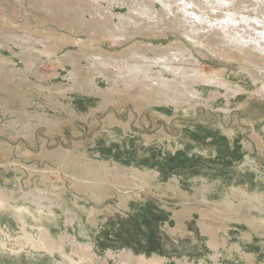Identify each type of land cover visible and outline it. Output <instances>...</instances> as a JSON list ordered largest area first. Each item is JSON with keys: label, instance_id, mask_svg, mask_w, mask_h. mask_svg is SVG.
<instances>
[{"label": "rangeland", "instance_id": "374dc122", "mask_svg": "<svg viewBox=\"0 0 264 264\" xmlns=\"http://www.w3.org/2000/svg\"><path fill=\"white\" fill-rule=\"evenodd\" d=\"M121 2L109 5L111 25L129 11ZM106 4L101 2L102 9ZM14 6L12 16L8 10ZM26 20L31 30L46 28L35 22L25 0H0V33L20 32ZM58 29L70 33L66 26ZM88 35L69 36L57 56L68 61V52L77 56L86 49L117 57L142 49L153 56L151 47L169 55L179 47V34L170 30L137 35L125 44L107 34ZM79 38L90 45L77 44ZM0 53L12 60L0 74V188L12 197L0 208V264H126L119 252L155 257L157 264H264V100L250 93L254 84L244 59L226 62L193 51L203 73L221 72L242 90L226 103L223 88L201 83L208 102L176 109L145 105L136 88L129 95L109 93L115 74L106 71H90L91 83L79 84L72 81L69 61L41 54L26 72L22 57L7 48ZM75 62L77 79L89 80L90 65ZM210 90L221 94L210 100ZM11 119L32 130L11 127ZM33 189L55 196L51 206L42 200L37 207ZM96 191L108 197L98 202ZM22 204L27 213L19 216ZM215 219L222 220L218 230ZM39 224L60 245L52 252L32 245L17 250L22 231H36ZM214 236L217 249L210 245ZM237 245L240 252L231 249ZM87 248L89 260L83 256Z\"/></svg>", "mask_w": 264, "mask_h": 264}, {"label": "bare ground", "instance_id": "6f19581e", "mask_svg": "<svg viewBox=\"0 0 264 264\" xmlns=\"http://www.w3.org/2000/svg\"><path fill=\"white\" fill-rule=\"evenodd\" d=\"M25 1L28 9L31 11V14H33V18L37 19L35 22L42 25L45 24L46 28L41 30L34 27V29L31 30L33 24L31 25V23L26 20L23 23L25 28L23 26V29L21 28L22 30L20 32L13 30L9 32L5 31L3 34L0 33V48H7L10 53L22 57L25 62L21 61L25 63V65H23L27 69V71L24 69L26 72H30V66L34 65V58L40 56L41 54H47L48 57H51L59 63H66L69 61V63L72 64L73 69L71 71V76L72 81L75 83L79 82L80 84L83 82L84 84L89 85L91 83L89 81L93 79V75H91L90 71L102 74L106 71L109 72L110 75L111 73L115 74L111 75L113 76L114 81L111 82L109 93L114 95H129L131 89L136 88L134 91H136L137 100L144 102L145 105L170 104L177 109L181 107L191 108L196 103L205 104L208 101L203 97L202 92L199 89L201 83H205L208 86L223 88L225 90L224 98L226 103H228L230 97L242 90L241 87H237L227 82L222 77L221 72L214 71L208 75L203 73L197 67L196 58L193 56V51H196L203 56L206 54L217 56L215 58L226 60V62L227 60L231 61V59H236V56L244 59V62L249 67L242 69L249 75L250 80L254 84V88L250 93L257 98L259 97L258 99L264 100V0ZM102 1L108 4H106L107 6H104L103 9L101 6ZM119 1L127 4L129 11L127 14L119 15V20H117L118 23L111 25L109 17L112 13L109 5L111 6ZM156 4H159L161 8H156ZM104 9H106L107 12H103ZM16 12L17 9L15 6L8 10V13L12 14V16L16 15ZM85 13H89L91 18H86L87 15H85ZM63 26H66L70 33H67L66 31V33L59 31L58 28H62ZM167 30L177 32L180 35H178L179 41L176 43L179 47H176L173 53L169 55L167 53L165 54L164 50V54H162V51L159 52L155 47L150 48V53H153V56L149 55L142 49H135L132 51L129 50L126 53V56L120 57H117L118 55L114 56L115 54L106 51L86 49L84 52H79L77 56L68 52L69 55L67 56H69L68 58L70 59H67L68 61H66L65 59H61L62 57L60 58L56 54V52L64 46L69 39H71L70 37H73V35H79L80 33L85 35L89 34L90 38H95L97 35L100 36L101 34H107L116 42L125 44L137 35H160L164 34ZM76 42L77 44L84 46V48H86L85 45H90L89 42L86 44L82 38H79ZM11 45H14L18 51L12 49V47H10ZM150 45L152 46V44ZM146 47L147 49H143L149 50L148 46ZM188 57H190V60ZM10 61H12L11 58H8L0 53V74L2 73L1 70L7 68V66L11 64ZM75 61H86L88 65H90L87 67L89 71L88 73L91 75H89L90 78L87 75L89 80L86 78L84 79L82 76V78L77 79L79 70L75 65ZM189 61L193 62V64L190 62L191 67H187L186 65ZM11 73L15 75V73ZM11 73L7 72L6 74L11 75ZM5 77L7 78L6 75ZM109 93L107 92L106 94L109 95ZM207 94L208 99L212 100L217 95L221 94V91L210 90ZM23 119L25 118L23 117ZM13 120V125H10L11 127L15 126L16 128L22 130V132L30 131L31 125L29 123H25L19 127L18 121L13 122ZM6 128L11 129L9 127V123ZM69 160L70 159L68 158V161ZM75 161L77 162V159ZM97 168L101 170L102 167L98 166ZM98 172L100 171L98 170ZM106 187L109 189L108 186ZM108 189H105V191ZM114 190L117 192V189ZM96 192H98L97 194L99 195L96 193L95 195L101 197H96L97 199L95 198L96 200L99 199L98 202L100 200L102 201V197L104 199L106 196L108 197V195L101 196L102 194L100 195L99 191ZM49 194L50 193L44 194L42 191L36 189L32 190V198L37 203V207L43 206L42 200H45V204L47 206H51L53 203L52 198L55 196H51ZM254 198L256 199V197ZM11 199V195L5 193L0 188V208L2 209L5 207L4 203L10 201ZM22 206L23 204L17 207V215L19 216L25 211L22 209ZM25 213L27 212L25 211ZM72 216L69 218L70 221L74 220ZM180 217H182V215ZM218 218H220V216ZM201 220L199 221L200 224ZM208 221L209 220H207V222ZM218 221L220 223L222 220L220 221L218 219ZM218 221L215 219L216 224ZM211 222L213 221L208 223ZM204 224L206 225V223ZM221 225L222 224H220V226ZM225 226L226 225H224V227ZM208 229H210V227ZM215 229H219V224H217ZM173 230H176V228L174 227ZM22 232L23 233L18 236V241H16L18 246L17 250L22 249L24 246L32 245L35 248H44L51 251V249L57 244L60 245V240L54 239L52 235H50L49 231L40 224L36 226V231L32 230L31 233H28L27 230H24ZM243 240H246V236L244 235ZM219 243L220 242H218L217 237L215 238V236L210 240V245L214 248L219 246ZM239 246L237 245L231 249L239 251L241 248V246L240 248ZM131 253L124 254L119 252L118 254L124 258V263L126 264L159 263L155 257L150 261L149 259H144L141 255ZM83 256L84 259H91L92 253L90 252V248L83 251ZM107 256H114V254L108 252ZM245 256L247 258L249 257L246 253ZM180 262L182 264H196L195 262L189 263L188 260H181Z\"/></svg>", "mask_w": 264, "mask_h": 264}]
</instances>
